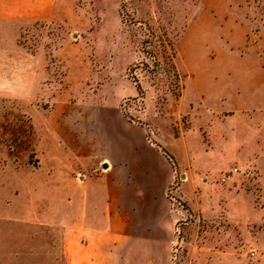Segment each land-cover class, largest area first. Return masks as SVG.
Returning a JSON list of instances; mask_svg holds the SVG:
<instances>
[{
    "label": "rangeland",
    "instance_id": "374dc122",
    "mask_svg": "<svg viewBox=\"0 0 264 264\" xmlns=\"http://www.w3.org/2000/svg\"><path fill=\"white\" fill-rule=\"evenodd\" d=\"M200 1L55 0L51 19L0 21V35L42 57L46 83L31 100L0 101V264H66L62 224L53 225L50 201L37 188L44 182L50 195L56 179L64 222L73 176L84 171L54 164L65 154H37V125L45 127L56 100L88 93L97 99L101 91L110 99L118 89L125 118L147 135L150 126L153 142L154 134L166 136L192 168L187 176L175 166L174 192L183 205L173 210L169 203L174 226L159 264H264L257 173L240 163L229 122L212 119L192 95V39L178 44L191 19L209 16ZM248 1L259 15L264 0ZM50 145L45 139L43 146ZM234 166L238 172L221 181Z\"/></svg>",
    "mask_w": 264,
    "mask_h": 264
},
{
    "label": "crops",
    "instance_id": "0c3cea01",
    "mask_svg": "<svg viewBox=\"0 0 264 264\" xmlns=\"http://www.w3.org/2000/svg\"><path fill=\"white\" fill-rule=\"evenodd\" d=\"M200 2L209 16L191 19L178 41L180 48L192 39L187 64L192 95L212 119L229 122L240 163L257 173L264 214V5L257 15L248 0ZM53 16L55 0H0V21ZM44 75L42 57L0 35V101L31 100L44 89ZM104 93L56 100L45 127L37 125V154H65L54 164L67 161L70 169L84 171L73 176L66 221H60L55 178L50 195L41 181L37 196L46 193L42 198L50 201L53 225L62 224L66 264H159L174 226L165 189L175 166L187 176L192 168L186 169L166 136L154 134L156 142H150L144 126L125 118L117 106L122 90L110 99ZM186 150L190 155L188 145Z\"/></svg>",
    "mask_w": 264,
    "mask_h": 264
},
{
    "label": "built area",
    "instance_id": "2783aa9c",
    "mask_svg": "<svg viewBox=\"0 0 264 264\" xmlns=\"http://www.w3.org/2000/svg\"><path fill=\"white\" fill-rule=\"evenodd\" d=\"M124 103L125 102L123 101L122 105ZM145 128H146V126H145ZM147 132H148V135H147V133H145L146 139L148 141H150V142H153V140H151V138L149 137V134H150L149 132H151V135L153 133L150 126H147ZM236 172H238V167H236V166L231 167L228 171L223 172L220 175V180L224 181V180H226L227 178H229L232 174H234ZM244 172L246 174H249L248 171L244 170ZM176 184H177V181H176L175 174H174L173 180L169 183L168 187L165 190V196L167 197V199H168V201L170 203L171 209H173V210H176L178 206L182 207V205H183L182 201L179 199V197L174 192V189L176 188Z\"/></svg>",
    "mask_w": 264,
    "mask_h": 264
}]
</instances>
